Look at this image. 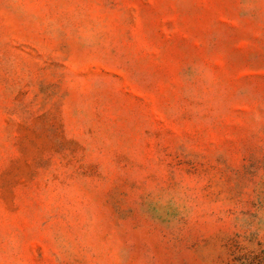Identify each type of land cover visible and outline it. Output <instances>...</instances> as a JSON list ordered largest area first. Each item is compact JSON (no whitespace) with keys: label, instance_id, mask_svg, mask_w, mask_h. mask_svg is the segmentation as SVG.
Wrapping results in <instances>:
<instances>
[{"label":"rangeland","instance_id":"1","mask_svg":"<svg viewBox=\"0 0 264 264\" xmlns=\"http://www.w3.org/2000/svg\"><path fill=\"white\" fill-rule=\"evenodd\" d=\"M0 264H264V0H0Z\"/></svg>","mask_w":264,"mask_h":264}]
</instances>
